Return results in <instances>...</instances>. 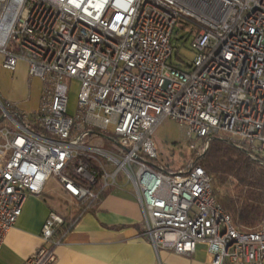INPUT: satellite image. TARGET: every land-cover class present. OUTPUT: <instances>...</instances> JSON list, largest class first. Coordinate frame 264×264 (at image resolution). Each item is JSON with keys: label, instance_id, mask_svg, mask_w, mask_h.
<instances>
[{"label": "built area", "instance_id": "1", "mask_svg": "<svg viewBox=\"0 0 264 264\" xmlns=\"http://www.w3.org/2000/svg\"><path fill=\"white\" fill-rule=\"evenodd\" d=\"M180 18L195 27L186 69L174 62ZM0 55L5 70L23 61L44 85L33 115H12L0 100L8 121L0 127V250L27 199L53 177L79 213L71 222L50 213L44 245L25 264H56L68 233L112 190L135 197L157 253L203 250L210 264H264V219L240 231L202 167L152 166L154 134L168 119L184 126L194 152L226 134L264 159L263 0H0Z\"/></svg>", "mask_w": 264, "mask_h": 264}, {"label": "crops", "instance_id": "2", "mask_svg": "<svg viewBox=\"0 0 264 264\" xmlns=\"http://www.w3.org/2000/svg\"><path fill=\"white\" fill-rule=\"evenodd\" d=\"M3 59L0 55L1 102L14 112L35 114L41 104L43 82L30 76L23 61L14 72L5 70ZM71 199L60 185L45 186L41 195L30 196L0 250V264H25L44 245L42 231L50 213L73 221L79 207L71 204ZM142 223L143 214L135 197L112 190L68 233L65 243L56 249V264H210L203 250L190 257L169 251L157 253L144 236Z\"/></svg>", "mask_w": 264, "mask_h": 264}, {"label": "trees", "instance_id": "3", "mask_svg": "<svg viewBox=\"0 0 264 264\" xmlns=\"http://www.w3.org/2000/svg\"><path fill=\"white\" fill-rule=\"evenodd\" d=\"M194 31L195 27L190 22L180 18L172 42L181 39L186 41ZM180 33H184L181 38ZM174 59L181 63V69L188 68L177 51ZM2 104L9 113L17 115L12 108L3 102ZM7 124L0 107V127ZM90 135L99 137L97 131H91ZM209 140L208 150L195 153L192 163L202 167L211 178L214 195L235 227L240 231L257 229L264 219V159L253 158L245 148L226 137L211 136ZM103 143L99 139L98 144ZM152 166L164 169L159 166L158 161L152 162ZM186 168L177 171H184ZM222 190L224 194H221Z\"/></svg>", "mask_w": 264, "mask_h": 264}, {"label": "rangeland", "instance_id": "4", "mask_svg": "<svg viewBox=\"0 0 264 264\" xmlns=\"http://www.w3.org/2000/svg\"><path fill=\"white\" fill-rule=\"evenodd\" d=\"M184 33L179 34V38L183 37ZM191 38H188L186 41L183 39L179 41H174L173 45L176 51L179 53L185 64H189L195 59V52L191 48ZM176 64H181L178 60L174 59ZM184 64V65H185ZM70 83V82H68ZM77 101V84L71 83V88L69 91V113L73 114L75 111ZM106 133H112V128H110ZM220 137H227L226 134H221ZM229 139V138H228ZM94 142L99 143V138L94 137ZM154 141L158 148L159 159L158 164L160 167L169 170V171H177L181 168L187 167L192 164L193 156H195L197 152H194L191 149V144L195 142H189L186 139V132L184 126H181L178 122L173 120L164 121L156 130L154 134ZM90 144V142H87ZM199 144V143H198ZM102 148L106 151L114 152L115 147L113 143L104 140V143L101 145ZM201 148V144H199V149ZM57 187L58 183L55 178H51L46 187ZM131 189V186L128 187ZM221 194H224V190L221 191ZM71 204H76L74 199L70 200ZM69 204V206L71 205Z\"/></svg>", "mask_w": 264, "mask_h": 264}, {"label": "bare ground", "instance_id": "5", "mask_svg": "<svg viewBox=\"0 0 264 264\" xmlns=\"http://www.w3.org/2000/svg\"><path fill=\"white\" fill-rule=\"evenodd\" d=\"M263 10H264V0H263ZM101 54H108V47H101Z\"/></svg>", "mask_w": 264, "mask_h": 264}, {"label": "water", "instance_id": "6", "mask_svg": "<svg viewBox=\"0 0 264 264\" xmlns=\"http://www.w3.org/2000/svg\"><path fill=\"white\" fill-rule=\"evenodd\" d=\"M1 107H3V106H1ZM101 137L106 138L104 135H102Z\"/></svg>", "mask_w": 264, "mask_h": 264}]
</instances>
